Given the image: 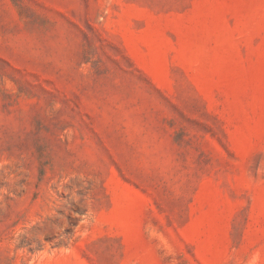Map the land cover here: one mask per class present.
I'll list each match as a JSON object with an SVG mask.
<instances>
[{
    "label": "rangeland",
    "instance_id": "rangeland-1",
    "mask_svg": "<svg viewBox=\"0 0 264 264\" xmlns=\"http://www.w3.org/2000/svg\"><path fill=\"white\" fill-rule=\"evenodd\" d=\"M0 264H264V0H0Z\"/></svg>",
    "mask_w": 264,
    "mask_h": 264
}]
</instances>
